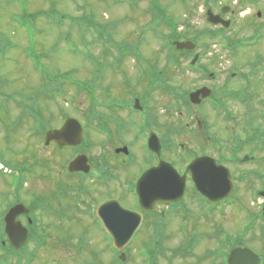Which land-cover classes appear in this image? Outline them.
Here are the masks:
<instances>
[{
	"label": "rangeland",
	"instance_id": "obj_1",
	"mask_svg": "<svg viewBox=\"0 0 264 264\" xmlns=\"http://www.w3.org/2000/svg\"><path fill=\"white\" fill-rule=\"evenodd\" d=\"M151 1L153 0H0V38L7 37V40L15 45V48L8 50L5 55L0 52V163H4L16 170H20L23 167L21 163L25 160H27L25 162L32 165L28 175H26L28 171L23 173L25 176L21 182L22 188L20 191L24 204H26V206H23L26 210L25 215L28 216L29 220L33 219L31 214L34 213L35 218L43 223L49 221V227L55 229L56 233L58 231L61 233V231L65 230L67 236H76L73 239H69V236L60 234L65 239H69V242L65 243V247L60 250L54 247L52 245L53 240L51 241L52 236L56 233L49 231V247L47 245L38 251L39 259L45 260V257L50 252L54 256V260L58 262L66 264L81 263L77 252V239L84 232V229L87 228L85 222L76 224L78 220H71L72 222L67 223L63 221L60 214L64 213L63 208L65 206H69L72 209L74 204L82 200H84L83 203L89 201L87 202L88 205L93 199H99L100 197L95 191L100 190L96 183L91 181L84 183L85 187L91 190L89 195L87 188L62 172V166L63 170H65V166L69 163V157L83 152L76 154L61 153L60 158L53 157L55 152L51 149V145L49 147L44 145L46 132H54L48 131L50 130L48 129L49 124L53 120L50 115H54L55 122L56 124L58 123V106H61L67 113L76 111L72 110V106L82 107L81 110L88 112L85 99L78 88L83 89L84 86H87L92 87L94 90L95 88H101L102 91L104 88L106 93L102 92L103 96H111L113 94L114 96L111 98L116 100L126 97L124 98V103H128L130 106L133 104L135 96L140 97L142 95L141 97L148 108L145 113H148L149 117L145 125L154 127V133L156 134L154 137L161 147L162 159L174 162L177 167H180L188 159L186 155L191 150H193L191 154L201 150L213 153V144L208 141L209 136H203L194 126L191 127L188 124L191 121L199 120L203 115V109L195 108L191 105L188 98L191 88L199 81H204V78L207 77L197 72L196 70L198 69L196 68L205 66L207 71L217 72L218 76H220L218 87L224 86L222 79H227L228 73L234 72V69L237 68V71L246 72L247 67L245 66L247 64L244 65V56L246 60L247 55L252 57L253 52L255 53L256 50L252 49L254 51H251V54L245 52V50L231 53L228 51V46H232V43L237 39L248 38L249 36L246 35L249 32L251 34L254 33L255 27L260 23L255 14L260 12L261 16H264V7L256 6L251 8V10L247 11V13H250L248 16L236 18L231 28L228 29L229 32H226L225 27L220 24L210 25L205 16L208 13L211 15L219 14L221 8L225 7L224 5H233L235 0H218L216 3H213L214 0H155L161 9H165V19L173 22L171 28H169V25L166 27L164 23L157 25L152 20L153 17H156V13L152 12ZM206 9L208 10L206 11ZM23 11L34 16L35 20L30 21V25L19 18ZM226 15L227 13L222 18L217 16L220 21L230 20V17ZM82 18L89 19L85 21ZM114 23H117L115 28L109 26V24L112 25ZM24 25H28L33 29L26 31L23 27ZM219 27H222L220 29L223 31L220 36L218 35ZM99 32L105 33L110 37L112 48L107 43L108 40L97 39V33ZM180 34L185 35L182 38L196 42L199 50L208 48L197 66L186 73H181L179 69L191 56H183L182 58V55L179 54L183 63L177 62V60L175 61L177 53L172 50L173 48L175 49L174 42L180 39ZM164 41H168L171 46ZM129 48L135 51L133 53L137 54L145 65L146 71L143 72L146 77H140L141 74L135 72L137 69H130L132 66L130 61L132 59L126 54V52H129ZM197 50L196 48L193 52ZM259 50L264 54V43L259 47ZM168 55H172L173 59L171 63L166 65V57ZM27 56L36 61H34L36 66H33L32 61ZM228 65H231L233 69L231 72L223 74L224 68L226 69ZM122 68L127 73V77L121 73ZM169 68H172L173 72ZM158 70L170 71V74L167 72L166 76L164 75L165 79L161 81L162 86L166 89H158L157 75L153 76V73ZM67 72L71 73L69 77L60 76ZM42 73H44V76H41ZM63 79L76 84L75 87H72L70 85L67 86L68 83H65L59 89L65 90L66 95L64 96L66 101H69L67 103L69 106L64 101H59V99L51 100L48 96L50 94L49 89L52 86L61 85ZM231 85L233 88L237 86L235 82H231ZM239 86H242L241 83ZM85 89L88 90L86 87ZM221 89L223 88H218V90ZM254 90L257 91L256 89ZM249 92L253 93L254 91L250 90ZM70 100L72 103H70ZM103 100L109 101L106 98ZM231 104L233 115L235 119L240 120V123L244 119L253 117L252 113L247 112L245 109H240V107L244 106L243 104L237 105L234 102ZM204 112L209 115L212 121V132L218 135V140L225 147L229 148L230 144H235L234 140L239 135L245 134V139L256 137L255 133L260 138L264 136L263 122L261 124L258 122L255 129L252 130L246 128H239L240 130H238L235 128L234 123L225 120V122H222V114L218 113L217 119H214L213 113L206 112V110ZM36 113L39 118H37ZM107 115L110 117L112 114L107 113ZM93 116L90 118L91 120H95ZM152 116L157 117L155 119L156 123L153 121ZM112 118H115L116 121H120L122 118L129 120L126 114H119L118 112L113 113ZM12 121L19 122V125L13 129L14 131L9 130L10 133L6 134L3 123L5 122L8 125ZM159 122L161 126L157 125ZM52 127L50 126V128ZM150 132L152 133V131ZM178 132L180 133L179 135H177ZM127 133L126 136H123L122 134L124 133L120 131V134L118 133L117 135L119 138L121 137V141H124L123 144L132 155L137 154L138 159H143L144 153L141 144H139L141 142L135 143L134 139L132 140V137H134L133 130L129 129ZM92 140L94 145L89 140L85 141L88 149L84 153L88 152V154L99 158L106 148L105 146H99L103 141H95L94 138ZM130 140L131 146L128 145ZM177 141L186 145L184 154L179 153L180 150L177 147L179 142ZM117 145L120 146L119 144ZM260 157L264 159V151L261 152ZM105 159L106 157L102 160L105 161ZM244 169L247 168L245 167ZM130 172L131 169L125 166L119 168L118 176L123 185ZM8 178L0 175V212L9 203L8 196L5 200L6 202L2 201V196L7 195L10 186V179ZM120 187L121 185H118L119 189ZM251 187L241 185L238 195L241 196V201L254 214H257L259 213L258 210L252 207V200H250ZM103 190L101 188V191ZM127 200L131 202V200ZM127 200L125 203H127ZM186 202H188L190 207H193L190 203H193L196 207H201L191 194L187 196ZM54 210H57L58 215L55 214L57 212ZM199 211L192 210L188 216L190 223H193L192 221L196 220L195 217H198L196 220L197 224L206 225L204 219L208 217L211 220L213 215L206 213V208L203 207ZM225 212L224 218L214 216L213 223L215 225L203 226L202 228L194 227L188 220L183 223V220L178 219L174 224L176 231H171V233L176 235L175 239L166 240L162 245L169 249L166 258L168 254L169 256L168 259H161V264H166L169 261L171 264L218 263L219 260L215 257L213 258V254L206 257L202 256L205 250L213 253L218 247L217 225L226 228L233 238L240 232L239 227L244 220L235 207H230ZM203 213L204 217L202 218L200 214ZM242 214L244 213L242 212ZM171 217L169 216V221L172 219ZM169 221H166V225L167 229L170 230L173 226L169 225ZM34 223L35 221H33V225ZM86 223H89L88 220ZM179 226L182 231V240L178 232ZM255 228H259V230ZM255 228L240 243L243 245L242 247L247 246L253 252L263 254V229L260 225ZM86 232L92 243L90 248L104 252L101 237L99 240L96 237V242L91 239L94 229L89 227ZM205 232L208 237L189 250L188 245H186L187 237L191 238V236H194L199 238L205 235ZM44 233V231L41 235L39 233L35 235L34 233L33 236L37 240L40 236H45ZM160 241H151V247H153V242L160 244ZM146 243L147 241L140 237L132 243V246L125 247L127 249L122 250L126 255L125 264L145 263L143 257L137 256V250L146 246ZM34 244L32 242L28 247L32 248ZM235 246L236 244L232 247ZM171 249L177 250L172 252L170 251ZM58 250L61 252H57ZM187 251H190V255L184 256L183 254H186ZM178 253L182 256H176ZM86 259L89 260V258ZM108 259L106 258V261ZM90 262L92 264V261ZM110 264H112V260Z\"/></svg>",
	"mask_w": 264,
	"mask_h": 264
},
{
	"label": "flooded vegetation",
	"instance_id": "obj_2",
	"mask_svg": "<svg viewBox=\"0 0 264 264\" xmlns=\"http://www.w3.org/2000/svg\"><path fill=\"white\" fill-rule=\"evenodd\" d=\"M224 6L225 7L221 8L219 14L215 13V15H218L222 18L223 15L227 13L226 16L230 17V20H228L227 18L226 19L230 22V26L228 28H225V30L226 32H229L228 29L231 28V25L236 18H245L246 16H248V14H250L247 13V11L256 6L264 7V0H235V4H227ZM255 17L260 21V23L255 27L256 30L254 31V33L251 34L249 32L246 35L249 36L248 38L246 37L244 39H237L232 43V46H228V51L231 53H238L240 50H245V52L251 54V51L256 50L255 53L253 52L252 57L250 55H247V58L245 60L244 56V65L247 64V66H245L247 67L246 72L237 71V68L234 69V72H231L233 67L231 65H228L226 69L224 68L223 74L227 72L231 73H228V77H226L227 79H222V81L224 82V86L218 87V80L220 78V76H218V73L215 71L209 72L207 71V69H205V66H199L198 68H196L198 69L196 71L200 74L206 75L207 77L204 78V81H199L195 86H193L188 93V98L191 105H193L195 108L203 109V115L200 117V119L191 121L188 124L191 127L194 126V128L203 136H209L208 141H211V143L213 144V153H207L201 150L199 152H194L191 154V152L193 151L191 150L189 151L190 153H187L186 155V158L188 159H186L184 163L180 165V167H177L174 162L162 159L163 155L161 147L158 154L156 152L153 153L149 151L147 148L146 143L148 136L151 133L150 131H152V134H156L154 133V127L145 125L147 124V120H149V117L148 113H145L147 112L148 108L141 97L142 95H140L141 98L135 96L136 98L133 99V104H131L130 106L128 103H124V98L126 97H121V99L116 100L114 98H111L112 96H114L113 94L111 96H103L102 92L106 93V90L104 88L103 91L101 90V88H95V90L93 91V105L91 95L83 94V98L85 99V103L87 105L86 109L88 110V112L81 110L82 107H79L78 111L74 114L81 124L84 141L89 140L91 141V144L94 143L92 138H94L95 141H103L99 146H105L106 149L104 150V153L99 158L94 155L88 154V152L84 153V151L88 149V147H86V144H84V147H82L81 149H77L76 151L70 149L59 150V148H57L55 142L53 141H51L47 146L49 147L51 145V149L54 150L55 155H53V157L60 158L61 153L76 154L78 152H83L81 154L87 157V162L89 165L88 167H90V172L88 174H83L81 172L69 173L67 170L69 163L80 154L69 157V163L67 162L68 165L65 166V170H63L62 166V172L68 177L77 180V182H79L84 187V183H86L87 181H91L96 183L98 185L97 187L100 188V190H95L97 195H100L99 199H93L88 205L87 202L89 201H87L86 203H83L84 200L79 201L74 204L72 209H70L69 206H65L63 208L64 213L60 214L63 221L67 223L76 220H78V223L74 222L76 224L85 222V226L87 228L84 229V232L77 239V252L78 257L80 258V264H90V261H92V264H110L111 260L112 264H118L119 255L123 253V251L119 252L113 246V238H111L112 236L104 224L105 216L103 215V212H109L112 215L114 213V210L117 212L118 202L120 203L121 207L136 213L138 216H140L141 219L140 226H138V230L132 236L129 246H132V243L140 237H143L147 242L161 240L163 241V243L166 240L175 239L176 235H174V233H171V231H176L174 224L178 221V219L183 220V223L187 222V220L190 223L188 216L190 215L192 210L199 211L202 210V207L206 208V213H209L213 216H211V220L208 219V217L204 219L206 225H202L201 223H199L200 225L197 224L198 222L196 220L198 219V217H195L196 220L192 221L193 223H190L194 227L202 228L203 226L206 227L208 225H215V223H213V219H215L214 216H216L217 218H224L226 214L225 211L230 207H235L244 218V215L242 214V212H244V209H241V207L237 204V201L241 200V196L238 195V190L241 185L252 186L250 190V200H252V207L259 212L256 214L260 218L259 220H257V224L264 225V159L260 157L261 152L264 151V136L263 138H260V136L255 133L254 135L256 137H249L248 139H245V134L241 136L239 135L237 136V139L234 140L235 144H230L229 148L225 147L223 143L218 140V135L212 132V121L210 120L209 115L204 112V110H206V112L209 111L213 113L212 115L214 119H217L218 113L222 114L221 121L234 123L235 128L238 130H240L239 128L252 130L255 129L258 122L260 124L262 122L264 123V108H262L264 107V54L259 50V47H261V45H263L264 43V16H261L259 12L255 14ZM220 28L222 27H219V29ZM218 32L219 36L220 34H223L222 29H220ZM202 59L203 58H199L198 63ZM175 60H177V62L179 61L183 63L181 58ZM235 67H237V65H235ZM121 73H123V75H125L126 77L128 76L124 71V68H122ZM231 82H235L237 84L236 88L232 87ZM240 83L242 86H239ZM159 87V89L161 90V85ZM218 88L223 89L218 90ZM254 89H256L257 91H255ZM250 90L254 92L251 93L249 92ZM126 91L128 92V90ZM191 95L193 96V99L191 98ZM104 98H106L107 100L109 99V101L103 100ZM135 101H138L137 103H139V107L141 108V110L134 109ZM232 102L236 103L237 105L243 104L244 106L240 107V109H245L247 112L252 113L253 117L244 119L243 122L240 123V120L235 119L233 115L234 112L231 109ZM259 105L262 107H260ZM117 112L119 114H126L129 120H125L122 118L120 121H116L115 118H112V115L113 113ZM107 113H111L112 115L109 117ZM53 116V120L49 124L50 130L60 128L61 124L65 120V118L63 119L61 115H59V120L56 124L55 117ZM92 116L95 118V120L90 119ZM130 118L132 119L130 120ZM155 119H157V117H153V121H155L156 123L157 121ZM157 125L161 126L160 122L157 123ZM50 126L53 127L50 128ZM129 129L133 130L134 133V137H132V140L134 139L135 143L141 142L139 144H141V148L144 153L143 159H138L137 154L132 155L128 148L123 144L124 141H121V137L119 138V136L117 135L118 133L120 134V131H122L124 133L122 135L126 136ZM179 134L180 133L178 132L177 135ZM130 142L131 140L128 142V145L131 146L132 144ZM117 144H119L120 146H118ZM79 147L80 146H78V148ZM177 147L180 150L179 153H185L184 151L186 149V145H184V143L179 142V145ZM123 148L127 149V156H124L117 151ZM105 157L106 159L105 161H103L102 159ZM200 158H202L203 160L201 162L211 163V161H213L216 166L222 167L225 169V171H227L232 184V195L229 198L221 200V202H208L206 199L196 193L195 183H193L192 180V172H187L186 170L191 161ZM161 160L172 164L177 173L180 176L184 177L185 186L183 199L176 204L155 203L152 209L142 210L138 206L136 196H134L137 180L145 171L156 169L160 165L159 163H161ZM124 166L130 168L131 172L129 177L124 180L125 184L123 185L121 183L120 177L118 176V170L119 168H123ZM242 167H246L247 169H241ZM207 171V169H204L201 172H203L206 178H209L210 174ZM210 183L213 184L211 181ZM118 185H121L120 189L118 188ZM149 187L154 188V192L158 191L161 188L160 185H155V181ZM101 188H103L104 190L101 191ZM87 190H89V192L87 193L90 195L91 190L89 188H87ZM189 194L196 198L198 204L201 207H196L193 203H190L191 205H193V207L189 206L188 202H186V198ZM126 198L131 200V202H128ZM126 200L127 203H125ZM258 200L259 202L257 203ZM16 202L22 203L26 206L21 197V194L20 196H18ZM106 203H108L107 207L109 209L99 208ZM247 209L250 210L248 207ZM54 211L57 212V210ZM55 214L58 215V212ZM31 215L34 220H29L27 215H20L15 219V222H19L22 226L27 228V232H29L27 243L23 248L17 251L13 250L8 244L9 242H7L8 240L3 232L0 233V244L3 247L2 249H0V264H66L54 260V256L50 252L47 257H45V260H42V258L39 259L38 251H40L42 247L47 246L49 243V231H52L53 233H56V231L55 229L49 227V221H45L43 223L41 220L35 218L36 216L34 213ZM57 215L55 216L57 217ZM200 215L202 218L204 217V213ZM169 216H172V219L170 221L168 220ZM87 220L89 223H86ZM33 221H35L34 225ZM166 221H169V225L173 226L172 229H167ZM180 226L178 232L181 237L180 239H182V231L180 230ZM89 227H91V229H94L93 237L91 238L93 239V242H96V237L98 238L97 240H99L101 237L103 243L102 249L104 250V252H100V250L97 251L90 248L92 243L89 239L90 237L86 232ZM217 227L218 231L216 233L222 234V232H225L226 230V228L220 227L219 225H217ZM43 231L45 232L44 244L38 245L36 242H34L35 244L32 248L28 247L29 244L32 243V237H34V233L35 235H38V233L39 235H41ZM81 231H83V229H81ZM58 233L52 236L51 241L53 240L52 245L60 250L65 247V243L69 242V239H73L76 237L75 235H68L69 239L67 240L64 236H60V234H64L67 236V234H65V230L61 231V233L58 231ZM204 234L205 235L199 237L201 240H204L206 237H208L206 235V232ZM219 246L220 241L218 240V247L216 250H218ZM60 250H58L57 252H61ZM159 251L161 252V249ZM207 252L209 251L205 250L202 256L205 257L206 255H204V253ZM167 253L168 251H163L164 255L161 256L160 253L159 256H157L158 264H161V259H168L169 254L166 258ZM170 255L172 256L171 253ZM137 256L141 257L140 249L137 250ZM86 258H89L90 261ZM106 258L109 259L106 261ZM166 264H171V262H166Z\"/></svg>",
	"mask_w": 264,
	"mask_h": 264
},
{
	"label": "water",
	"instance_id": "obj_3",
	"mask_svg": "<svg viewBox=\"0 0 264 264\" xmlns=\"http://www.w3.org/2000/svg\"><path fill=\"white\" fill-rule=\"evenodd\" d=\"M209 22L212 24L222 23L217 17H209ZM177 47L183 48V44H176ZM81 128L73 120H68L62 129L56 132H48L45 137L46 145L49 141L54 140L59 147L62 146H76L81 140ZM153 137V136H152ZM152 150L156 153L159 152V145L155 140L150 141ZM202 159L196 160L189 166L192 172L194 183L196 187L211 200H218L230 194L231 182L228 175L221 167H215L213 162H201ZM159 167L148 171L143 174L144 180L139 189V206L142 210H149L153 207L155 202L171 200L177 201L181 198L184 185V177H178L176 172L172 170L169 165L159 163ZM204 169H207L209 178L203 174ZM71 172L75 171H88L86 167L85 157L76 158L69 166ZM155 181V185H160V189L156 192L151 188V184ZM210 181L213 183L211 184ZM108 203L99 207L100 209L108 208ZM21 208V207H19ZM99 209V210H100ZM109 209V208H108ZM18 213L15 210L8 215L6 234L9 238L11 245L14 248H20L26 242V229L21 227L19 223H14V218ZM104 224L109 230L114 240V245L118 250L123 249L131 240V236L137 231L140 226V216L136 213L126 211L118 207V211L114 210L113 215L104 213ZM123 257V256H122ZM258 258L246 249H237L231 252L229 256V264H258Z\"/></svg>",
	"mask_w": 264,
	"mask_h": 264
},
{
	"label": "trees",
	"instance_id": "obj_4",
	"mask_svg": "<svg viewBox=\"0 0 264 264\" xmlns=\"http://www.w3.org/2000/svg\"><path fill=\"white\" fill-rule=\"evenodd\" d=\"M151 7L153 9L152 12L156 13V17H153V21L158 25L159 21H165L167 22V24L169 22H172L171 20L165 19L166 18V11L165 9H161L160 6H158L157 2H155V0L151 1ZM165 7V6H164ZM161 9V11H159ZM33 15V14H32ZM161 17V18H160ZM19 18L23 21L26 22L27 24L30 25V21L35 20L34 16H31L27 13H25V11H23V14L19 16ZM83 20L87 21V19L89 18H82ZM78 22V21H77ZM90 22V21H89ZM89 24V23H88ZM96 24H98L96 22ZM117 23H114L112 25L109 24L110 27L115 28ZM25 28L26 31H30L31 29H33L32 27L28 26V25H24L23 26ZM101 28H103L102 25H100ZM179 40V39H178ZM13 47V45L9 42V40H7L6 38L1 37L0 38V52L2 55H5V53L10 50ZM30 58V57H29ZM31 59V58H30ZM32 60V59H31ZM35 61V60H34ZM32 60L33 66H36L35 62Z\"/></svg>",
	"mask_w": 264,
	"mask_h": 264
}]
</instances>
